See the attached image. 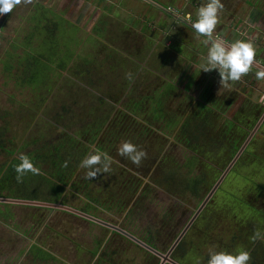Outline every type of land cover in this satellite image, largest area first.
I'll return each mask as SVG.
<instances>
[{"label":"rangeland","instance_id":"374dc122","mask_svg":"<svg viewBox=\"0 0 264 264\" xmlns=\"http://www.w3.org/2000/svg\"><path fill=\"white\" fill-rule=\"evenodd\" d=\"M138 1H134L135 11L131 14L116 8L118 4H127L126 0H68V3L60 7L50 0H20L0 30V127L6 126L10 137L13 138V145L18 148L24 147L35 138L39 142L38 145L48 139H52L53 143H58L59 140L71 143L70 136L79 138L78 133L84 141H81V145L88 143L89 135L85 138L83 130L86 129L87 123L94 118H97L96 124L101 123L106 113H115L118 108V111L124 110L126 108L123 105L130 106L140 99V96H145L149 112H146L143 118H146L148 123L141 117L143 122L134 126L135 122L131 120L132 115L129 113L130 118L117 125L113 150L112 153L109 152L113 159L111 172L99 173L91 185L97 186L101 193L100 198H104L105 202L106 194L118 192L119 199L125 200L126 207L132 203L135 196L141 194L146 183L151 185L154 178L162 176L164 168L171 165L173 160H184L181 155L183 151H179V147L185 148V142L179 139L181 131L177 129L184 114L189 108H193L194 100H197L195 96L200 94L202 88L206 86L209 90L218 92V95L232 97L235 102L225 114L211 115L212 136L226 119H232L234 124L231 128L243 134V131L248 130L238 127L241 121L253 117L254 124L264 112L262 106H254L255 109L244 112L238 107L240 101L236 100L239 95L236 90H243L240 80L231 83L229 88L220 90V77L216 70L210 73L200 71L202 57L197 53L199 47L196 36L181 30L180 18L175 25L170 21L172 15L179 17L180 14L184 17V11H188L192 17L189 20L193 23L196 19L195 2L201 3L200 0H192V4L186 5V10L181 8V11L177 7L182 3L172 7L175 6L174 1L157 2L162 9L156 14L152 11L155 6L151 5V10H142L144 1ZM36 2L44 3L47 7L55 5L53 16L59 44L65 49V54L75 56L70 63L66 62L64 68L59 65L53 68L54 73H51V78H48L43 86H18L15 76L6 70L5 65L6 61L11 60L10 57L15 59L17 53H21L20 50L12 48L11 42L22 41L32 30L33 23L28 12ZM242 12L237 13V19L234 15H226L227 24H235L238 20L236 27L242 31ZM34 43L37 45L38 41ZM182 55L187 59L182 61ZM57 60L58 58L54 62L58 63ZM180 74H185V77L183 75L179 78ZM187 76L189 81H196L193 86L189 83L191 86L187 89L188 94L182 91ZM165 82L173 87L163 95V115L157 119L155 115H160L161 109L157 107L156 102H159L158 93L166 86ZM71 84L75 89H72ZM148 97H153L155 101ZM70 98L77 100L74 103ZM201 98L200 95L198 99ZM246 105L243 103L241 106ZM171 114L175 115L177 124L173 128H167V124H164L170 120ZM111 123L101 128L97 138L98 144L106 146L109 143L108 128ZM253 124L249 127L247 136L251 133ZM121 125L124 127H120ZM63 126L68 129L65 130ZM76 129L77 131H74ZM176 134L179 136H175ZM260 136L251 140V150L255 154L237 159L207 205L185 232L181 239L185 252L181 254V251L180 255L178 253L180 264H196L197 260L199 264H207L210 245H215L217 251L232 252L242 248L249 253H255L259 259L264 258V240L253 242L250 239L255 230L264 233V144H260L263 141ZM244 139L242 136V142ZM126 140L145 151L146 156L139 165L118 154L120 143ZM8 144V148L0 150V163L13 155L10 147L14 146ZM98 144H95V147ZM206 144L215 147L211 143ZM28 146L30 147L21 151L34 148L32 144ZM90 152L92 147L86 155ZM200 153L198 156L202 163L199 169L207 170L206 175H210L208 195L234 157L227 163L219 162L225 156L229 157L225 148ZM256 155H260L262 160L256 158ZM213 160L221 164V167L216 169ZM78 172L85 176L86 170L81 168ZM131 187L134 191L129 190ZM154 188L156 198H168L160 189L162 187ZM171 200L168 199L166 204ZM67 201L69 205L66 206L73 208L82 204L71 194H68ZM0 203H7L0 204V264H33L32 257L40 256V248H30L31 244H37L52 254L50 258L36 260L35 264H149L153 260L146 254V250L151 252L150 250L129 237L113 236L114 242L104 241L110 236V228L97 222L90 223L84 217L68 210L3 201ZM147 205L152 207L153 203ZM155 207L149 210L151 216L147 218V222L153 227H157L160 216H157L160 211L159 204ZM96 214L103 220L120 226L135 228L136 225V222L132 223L133 220H122L123 208H115L106 213L98 211ZM193 215L184 222L185 214L179 209L177 222L179 226L183 225L180 232L185 229ZM180 232L178 231L177 237ZM163 235L169 237L166 231ZM173 240L171 245L175 241ZM98 242H102L103 246H98ZM161 244L163 248L166 246L165 242ZM97 247L98 253L95 254ZM113 248L118 249L116 253H112ZM251 260L248 264H252Z\"/></svg>","mask_w":264,"mask_h":264},{"label":"trees","instance_id":"16d2710c","mask_svg":"<svg viewBox=\"0 0 264 264\" xmlns=\"http://www.w3.org/2000/svg\"><path fill=\"white\" fill-rule=\"evenodd\" d=\"M35 7L38 12H41V14H38L32 18L30 17L32 21L29 19L33 23V26L32 30L27 34L26 37L27 42L25 43V46L27 44V50H25L22 54L17 53V57L15 59L10 57L11 60L13 59L12 62L11 60L6 61L5 67L10 73L12 72L13 76H15L18 86H32L35 84L43 86L45 82H47L48 78H51V73H54L52 70L53 68H56L58 65L59 67L61 66L64 68L66 62L70 63L75 56L74 54L68 56L64 52L65 49L61 48L59 44L60 40L57 37L58 30L56 28L55 20L49 19L52 11L43 4H39V6L37 4ZM51 21H54L53 26ZM36 40L38 41V44L34 45V41ZM13 46L15 47L14 44ZM57 58L58 63L54 62V60ZM14 61L16 62L15 64ZM165 84L166 86L163 87L160 93H158L159 99L157 100L159 102H156V104L157 107L161 109V114L155 115L157 119L163 115V95L167 94L173 87L170 83L165 82ZM71 87L72 89H75L72 84ZM165 89H167V91H164ZM144 97L145 96H140V99L134 101L130 106L123 105L126 108L124 110L120 109L118 111V108L115 112L116 114L114 111H112L110 114L106 113L101 123L96 124L97 118H94L92 121H90V123H87L86 129L83 128L85 138H87V135H89L87 138L88 143L85 142L86 145H81V141H83V139L81 138V134L78 133L79 138L70 136L71 143L76 145H73L66 140H59L58 143H53L52 139H48V141L46 140L44 143L38 145L39 142L35 138L31 139L24 147L18 148V146L13 145V138L10 137L6 126L0 127V150L8 148V143L14 146L10 147L13 155H10V158L0 163V198L22 199L40 201L44 203L47 202L51 204L59 203L62 205H69L67 199L68 194H71L82 203L77 208L78 210L96 218H100L96 214L98 211L107 212L113 209L115 210V208L116 210L117 208H123L124 212L126 213L124 214V219L133 220L134 223L136 222V225L134 226L135 229H131L132 234L155 250L166 252V250H168L171 246V241L176 239L178 231L180 232L183 226H179V222H177V217H179V209L185 214V219H183L185 222L191 217L192 214H194V211L203 202L207 195L210 175H206L207 170L199 169L202 162L198 156V153L201 152L200 154H202L208 150L213 151L225 148L229 153V157L223 161L227 163L228 160L230 158L232 159L237 153L242 143V136L246 138L248 131L240 136L235 134L232 135V131L230 129H226L224 131L223 137H212L210 139V143L215 147L208 146L205 149H201L199 141L197 142V140L193 138H188L187 134L190 132V128H195V126L198 124V119L196 116L204 115L205 117L207 115V112H205L204 109H207L208 107H204V105H202L201 113L198 112V110L193 111L191 114V117H193H189L183 123L181 127V135H178L179 139H181V141L184 140L185 142V148L179 147V151H183L181 155L184 160H173L171 165H167L164 168L162 176L160 175L159 178L157 177L153 179V184L149 185L146 183L142 187L141 194L138 195L136 201L131 207H126L125 200L121 201L122 198L119 199L118 195L120 194L117 193L106 194L107 202H105L103 201L104 198H100L101 193L99 192L100 190L97 189V186H91L92 181L95 180V178L92 180H87L84 178V175H82L81 172H78V170L80 171L81 169L79 167V162L86 156L87 152L91 150V147L92 151L98 149L100 151L107 152L108 154L109 152L112 153L115 136L117 134V125L124 120H128L130 118L128 115L129 113L132 115L131 120L135 122L134 126L136 124L139 125V123L143 122V115L146 114V112H149L148 108H146L147 102ZM148 98L150 100L154 99L153 97ZM71 100L75 103L77 98L75 100ZM213 101H216V99ZM114 116L115 119H113L111 123V120ZM141 117L143 119H141ZM169 117L170 120L167 121L164 126L167 124V128H173L175 127V124H177V119L173 114H171ZM144 120L146 123H148L146 118ZM110 123L111 126L108 128L110 134L108 138L109 143L106 146H102L101 144H98L99 142H97L98 134L104 125H110ZM63 127L65 130L68 129L66 126ZM120 127L124 126L121 125ZM74 131H77V129ZM175 136H177V134ZM226 138L229 141H223ZM178 142L176 141V143L179 145ZM29 144L34 145V148L27 151H21L29 148ZM95 144L98 145L95 147ZM222 145L225 147H222ZM19 153H25L32 158L34 165L40 169L39 175H32L31 173H28L22 178L21 181H17L14 165L18 163L17 157ZM214 166L216 169H218V166L221 167V164L215 162ZM152 186L156 188L162 187L160 189L164 190V196L168 198L166 200L165 197L156 198V189ZM168 199L173 200L166 204ZM150 200L153 203L152 207L147 205V203H151ZM0 204L7 205V203ZM158 204L160 211L163 213L159 211L157 216H160L157 221L160 224L157 225V227H153L150 222H147V218L151 216V211L149 210ZM191 205H193V207H191ZM251 210H255V208H251ZM257 210L258 209H256V211ZM7 212H9V210H7ZM181 217L184 216L181 215ZM89 222L95 223L91 220H89ZM123 228L131 232L127 227L123 226ZM164 230L169 233V238L167 242H165L166 246L163 248V245L161 244L162 242L158 240V236L162 235ZM114 234L120 236L122 235L117 232H114ZM101 244L102 242H98V246ZM31 247L40 248V256L37 258L32 257V262L34 261L33 264H35L36 260L38 261L40 259L52 257L50 252L43 250V248L39 247L37 244H31L30 248ZM97 250L98 247L95 249V254L98 253ZM117 250L113 249L112 253H116ZM184 250L185 246L181 241L174 250L172 258L178 260V257L175 253L179 252L180 255L181 251V254L185 252ZM146 254L149 255L151 259H153L151 260V264H158L159 258H157L156 255L147 250ZM250 259H252V264H264V258L259 259V257H257L255 253L253 254V252L250 253Z\"/></svg>","mask_w":264,"mask_h":264},{"label":"flooded vegetation","instance_id":"af4514ba","mask_svg":"<svg viewBox=\"0 0 264 264\" xmlns=\"http://www.w3.org/2000/svg\"><path fill=\"white\" fill-rule=\"evenodd\" d=\"M50 1H53L55 3V0H50ZM82 1H84V0H82ZM143 1L146 3V6L143 4L142 5V10L144 8L151 10V7H152L151 5L154 6V2H151V1L150 2H147L146 0H143ZM200 1H201V3H196L195 2V5H196L195 6V8H196L195 9V12L197 11V9L202 4L206 3V0H200ZM232 1H234V2H232ZM191 2H192V0H189L188 4L191 3ZM221 3L223 4V9H222V12H220L219 15H218V23L216 25V28L214 29V35L217 36V38L223 39L226 44H230L232 42V40H234V41L235 40H246V41H250L254 45V47L256 49V56L254 58L253 68L249 71V73H247L244 76H242V78L240 80L241 81V87H242L243 90H236L239 93V95L236 97V100H239L240 101V105L238 107H241V110L243 112L244 111H249L251 109H255L254 106H257V107L262 106L261 108H264V81H257L255 79V77H254V71L257 69V67H264V0H221ZM37 4H38V6H39V4H43V5L46 6V4H44V3H37V2L35 4L33 3L32 9L29 10V12H28V16H30L31 18L34 17V16H37L38 14H41V12L40 11L38 12V10L35 7ZM186 5H187L186 3L182 5L183 9L186 7ZM54 6L55 5H50L49 7L46 6L49 10L52 11L49 19H54V16H53L54 13H55ZM122 6H125L128 9L127 10L125 7H123V9L126 12L131 13V14L134 13V12H131L132 8L129 5L122 4ZM89 7H92V6L89 5ZM130 8H131V10H130ZM13 9H12V11H13ZM92 9L93 10L95 9L94 6L92 7ZM12 11H10V12L7 13L5 19L3 20V22L0 25V30L4 27V23L8 20V18H9L8 16L12 13ZM152 11L155 12L154 9ZM180 11H181V9H180ZM239 11L240 12L243 11L242 12L243 13V15H242V21L240 22V24H243V27H244V29L242 31H240L236 27V26H238V23H239L238 20H236V23L235 24H231V25L230 24H227V21H226V15H228V14L234 15V18L237 19L239 17V16H237V13ZM183 14H185L184 17L183 16H180V14H179V18L180 19L178 18V16H175V17H177L179 19V25L182 26L181 27L182 28L181 30H183L184 32H186V31L188 32L189 31L190 33H193L196 36L194 30L191 27L192 21L189 20V18L191 17V14H189L188 11H184ZM149 17H150V15H149ZM133 19L135 20V18H133ZM152 22H154V21H152ZM51 23H52V26H53L54 25V21L53 22L51 21ZM175 24H176V22H174V25ZM160 29H161V27H160ZM26 37H27V34H26V36L24 37V39L22 41L19 40L18 42H14V41L11 42L12 48H14L15 50L18 49V50L21 51V53H19V54H22L25 50H27V47H26L27 44L25 46V43L27 42ZM196 39H197L198 47H199L197 53H198V55H200V57H203V56L206 55L207 49L201 43V39L202 38H197V36H196ZM12 43L15 45V47L13 46ZM203 50H206V51L204 52ZM186 59H187L186 56H184V55L181 56V60L182 61H184ZM196 66H197V63H196ZM198 71H196V73H198ZM207 73H210V71H208ZM10 74H12V72ZM183 75L185 77V74H183ZM183 75L180 74L179 78H182ZM196 75L197 74H195V78H196ZM188 78H189V76H187V82L188 83L186 82L185 83V86H184V89H182V91H184L186 94L189 93V91L187 89H189L191 85L193 86L194 83L196 82L195 79L189 81ZM189 83H192V84L189 85ZM200 91H201L200 94L198 96H195V98L197 100H194V104L192 106L193 107L192 109H193V111L198 110V112L201 113V111H202L201 106L204 105V107H208L207 108L208 110L207 109H204V111L207 112L206 113L207 115L205 117H204V115H201V116H198L197 117V119H198L197 120V123L198 124L195 126V128H193V127L190 128V130H189L190 132H188L187 137L188 138H193V139L197 140V142L199 141V144H200L201 147L207 148L208 146H207L206 143H210V139L212 137L213 138L223 137L224 136V131L226 129L232 130V132H231L232 135L235 134V135L242 136L245 131H243V134H242V132L237 133V131H235L234 128L233 129L231 128L232 125L234 124V122H233L232 119H230V120L226 119V121L224 122V124L222 123V126L218 127L217 130H215V132H214V136H212L213 135V133H212L213 132V129H212L213 128V124L211 122L212 119H210L211 118V115L213 114L214 116H217V115H223V114H225V111L227 112L232 107V105L235 102L233 101L232 97H225V96H221L220 94L218 95V92L209 90L208 88H206V86L204 88H202V90H200ZM229 94L231 95L230 92H229ZM200 95L202 96V98L201 99H198L200 97ZM215 98H216V101H213ZM203 99H205V100H203ZM211 99H213V100H211ZM243 103H245L247 105L244 106V107L241 106V105H243ZM192 109L189 108V111H187L186 114H184V117H182V119L179 121V129H177V130L181 131V127H182L183 123L189 117H191V114L193 112V111H191ZM252 118L253 117L245 118L244 120L241 121V125L239 124L238 127L243 128L242 130H248L249 131V127L253 124ZM258 118L259 119H257L256 122L253 124L252 130L250 129L251 130V133L249 134V136H246L247 138H245L244 139V142L241 143L240 148L238 149L237 153L240 151V149L243 146V144L251 136V138L249 139V142L247 143V145L245 146V148L242 150V152L240 153V155H239L238 158H240L242 156H245V155H249V154H251V153L254 152V151L251 150L252 145L250 146L251 140L253 139V137H256V136L259 137V135H261L262 137L261 136L260 137L263 139V141H261L260 144L261 145L264 144V129H263V127H264V112H263L262 116H260ZM185 136H186V133H185ZM223 141H229V140L226 138ZM226 143H228V142H226ZM256 151H258V150H256ZM237 153L235 154V156L237 155ZM254 154L255 153H253V155ZM256 156H257L256 158L262 160V158H259L260 155H256ZM226 159L227 158L225 156L224 158L220 159V161H223V160H226ZM129 190L130 191H134L133 187H131ZM163 192H164V190H163ZM117 194H118V192H117ZM137 197L138 196H135V198L132 201V203L131 204H128L129 207H131L134 204V202L136 201ZM67 207H69V206H67ZM70 208L75 209V210H78L77 208H73V207H70ZM78 211H80V210H78ZM103 213H106V211H103ZM124 214H126V213L124 212ZM94 218H96V217H94ZM84 219H88V218H85L84 217ZM97 219H99V220L103 221L104 223L109 224V225L112 226V228H111V227H109V226H107L105 224H101L100 223L101 225H103V226H105L107 228H110V236H108V238L106 240H104L106 242H110V243L114 242V237L113 236H117L119 238L120 237H124V238L125 237H128L127 235L123 234L122 232H120L116 228H118V229H120V230H122V231H124V232H126V233H128V234H130L132 236H134L135 238L139 239L138 237H136L135 235L132 234L131 229L134 230L135 228H132V227L123 225L124 227H127L131 231V232H129L125 228H123V226H120L119 224H115V223L113 224L111 221L103 220L102 218H97ZM88 220H91V219H88ZM122 220H125L124 217H123ZM91 221H94V220H91ZM94 222H96V221H94ZM97 223H99V222H97ZM132 223H134V221ZM159 224L160 223H158V225ZM113 227H115V228H113ZM165 231L166 230L163 231V234H164ZM114 232L120 233L122 235L120 236V235L114 234ZM163 234L158 236L159 237L158 240L160 242H167V240H168L169 237L168 236H165ZM141 242H143V241H141ZM143 243H145V242H143ZM178 244H177V246H178ZM102 246H103V243H102L101 247ZM177 246L175 247V249L177 248ZM107 248H109V246ZM113 249H112V251H113ZM174 250L170 254L169 258L171 260L177 262L178 264H180L179 263V257H178V253L179 252L175 253L176 256L178 257V260H175V259L172 258V254H173ZM159 252L162 253L161 251H159ZM167 252L162 253V254H166ZM149 258H151V257L149 256ZM157 258H159V256ZM160 258H159L158 264H160L161 261H162V259H160ZM151 262L152 261H150L149 264H151ZM167 263H169V262H167Z\"/></svg>","mask_w":264,"mask_h":264},{"label":"clouds","instance_id":"9594fccd","mask_svg":"<svg viewBox=\"0 0 264 264\" xmlns=\"http://www.w3.org/2000/svg\"><path fill=\"white\" fill-rule=\"evenodd\" d=\"M20 3V0H0V16L12 11ZM223 9L221 0H206L196 11V19L191 27L197 38H202L201 43L206 47V55L202 57L199 65L200 71L216 70L220 77V90L227 89L231 83L241 80L242 76L253 68L256 49L250 41L235 40L226 44L223 39L214 35V29L218 23V13ZM257 81H264V67H257L254 71ZM118 154L125 157L133 164L139 165L146 156L144 150L131 141H123L118 147ZM18 163L14 165L17 181L31 173L39 175L40 169L34 165L32 158L25 153H19ZM112 157L104 151L94 150L79 162V167L85 169L84 178L92 180L99 173L111 172ZM250 239L264 240V233L255 230ZM250 253L242 248L232 252L217 251L215 245L208 248L207 264H248ZM199 264V261H196Z\"/></svg>","mask_w":264,"mask_h":264},{"label":"water","instance_id":"95a60500","mask_svg":"<svg viewBox=\"0 0 264 264\" xmlns=\"http://www.w3.org/2000/svg\"><path fill=\"white\" fill-rule=\"evenodd\" d=\"M7 13H5L4 15H2L0 17V25L3 22V20L5 19ZM251 138V136L249 137V139ZM249 139L243 144V146L241 147L240 151L237 153V155L233 158V160L230 162V164L228 165L227 169L224 171V174L221 176V178L217 181V183L213 186L212 190L209 192V194L206 196V198L203 200V202L201 203V205L199 206V208L197 209L196 213L193 215V217L190 219L189 223L186 225L185 229H183L181 231V233L179 234V236L176 238L175 242L173 243V245L170 247V249L168 250V252L166 254H162L159 251L153 249L152 247L148 246L147 244L141 242L139 239L135 238L134 236L116 228L117 230H119L120 232H122L123 234L127 235L129 238L133 239L134 241H136L137 243L143 245L145 248H147L148 250H150L151 252H153L154 254L158 255L159 257H161L162 261L160 264H165L167 262L171 263V264H178L177 262L171 260L169 258L170 254L172 253V251L175 249V247L177 246V244L181 241L182 237L184 236L185 232L187 231V229L191 226L192 222L194 221V219L197 217V215L201 212V210H203V208L206 206V204L208 203V201L210 200V198L212 197V195L214 194V192L216 191V189L219 187L220 183L223 180V177L230 171V169L232 168V166L234 165V163L237 161L240 153L242 152V150L245 148V146L247 145V143L249 142ZM0 201L3 202H12V203H21V204H29V205H38V206H51V207H57V208H62L68 211H71L73 213H76L80 216H83L85 218L94 220L96 222H99L101 224H105L109 227L112 228L111 225L104 223L103 221L94 218L88 214H85L83 212H80L78 210L72 209L70 207H67L65 205L62 204H51V203H44V202H40V201H31V200H22V199H9V198H0ZM115 228V227H113Z\"/></svg>","mask_w":264,"mask_h":264},{"label":"crops","instance_id":"0c3cea01","mask_svg":"<svg viewBox=\"0 0 264 264\" xmlns=\"http://www.w3.org/2000/svg\"><path fill=\"white\" fill-rule=\"evenodd\" d=\"M134 1L136 2V1H138V0H126V3H127V5H129L131 8H132V11L131 12H134L135 11V5H134ZM147 2H154V6L156 7L155 9H154V11L156 12V13H158V12H161L160 10L162 9L161 7H160V5L157 3V2H162V1H166V2H172V1H174L175 2V6H172V7H177V6H179V4H181V6H179V7H177V8H179V10L182 8V10H183V7H182V5L183 4H187L188 5V2H189V0H146ZM139 2V1H138ZM55 3H57L58 5H59V7L63 4H65V3H68V0H55ZM143 4H146L145 2H143L142 3V5ZM191 4H192V2H191ZM177 5V6H176ZM169 7H171V6H169ZM190 7V6H189ZM192 7V6H191ZM116 8H120L122 11H123V8H122V6L121 5H116ZM179 10H176V11H179ZM186 10V9H185ZM71 11H73L72 9H71ZM154 12V13H155ZM155 13V14H156ZM179 18V17H178ZM178 18L177 17H175V16H173L172 15V18L170 19V21H173V22H176V23H178L177 21H178ZM177 19V20H176Z\"/></svg>","mask_w":264,"mask_h":264}]
</instances>
